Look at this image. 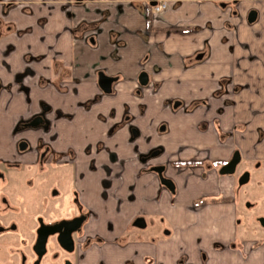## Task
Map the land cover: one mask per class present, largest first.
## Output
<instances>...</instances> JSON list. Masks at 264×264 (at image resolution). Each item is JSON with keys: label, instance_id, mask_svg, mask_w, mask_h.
Segmentation results:
<instances>
[{"label": "crops", "instance_id": "1", "mask_svg": "<svg viewBox=\"0 0 264 264\" xmlns=\"http://www.w3.org/2000/svg\"><path fill=\"white\" fill-rule=\"evenodd\" d=\"M9 1L0 0V161L17 156L10 132L41 104L68 114L69 108L94 100L97 113L77 112L68 122L52 119L50 131L60 138L58 148L70 138L74 146L78 137L91 140L85 136L87 124L103 119L104 147L96 152L89 143L88 155L80 150L72 167L80 200L101 212L88 233L101 236L109 247L103 262L264 264V243L250 248L253 240H238L230 203L223 204L228 210L220 218L215 208L202 209L201 227L194 222L188 232H171L165 220L171 201L177 199L179 206L170 223L188 222L181 206L191 195L179 166L169 165L174 155L178 161L185 158L182 151L167 142L169 159L153 158L148 152L154 144L129 143L126 127L115 123L117 115L136 113L138 126L142 115L154 119L171 108L174 112L163 120L176 124L174 140L193 138L202 143L203 156L206 149L210 158H224L229 147L220 146L218 138L235 130L233 141L242 156L264 162V0H238L233 13L217 0H169L161 12L142 0ZM249 12L255 14L252 21ZM98 70L115 78L109 93L98 87ZM141 72L147 76L144 84L138 81ZM74 121L80 124L72 130ZM155 148L159 154L161 148ZM141 154L148 155L149 166H164L163 175L176 186L174 196L138 159ZM104 184L105 200L100 196ZM135 216L143 217L144 227L131 228ZM156 224L168 228L161 237L151 230L158 231ZM116 237L124 243L136 240L114 254L109 242Z\"/></svg>", "mask_w": 264, "mask_h": 264}, {"label": "flooded vegetation", "instance_id": "2", "mask_svg": "<svg viewBox=\"0 0 264 264\" xmlns=\"http://www.w3.org/2000/svg\"><path fill=\"white\" fill-rule=\"evenodd\" d=\"M142 1L151 4L152 11L154 12H156L154 8L158 5V3H164L166 7L169 2V0ZM237 1L238 0H217V3L221 9H226L229 13H233L235 12ZM14 2L15 1L11 0L7 3L12 4ZM163 9H161V11ZM249 13L248 20L252 21L255 14L254 12ZM98 73L104 74L102 70H98L97 74ZM231 92H237V90ZM215 93L220 95L227 92L217 90ZM45 107V105L41 104L37 112H34L16 123L14 132L30 130L29 134L20 138L16 144L17 155L25 154V158L22 157V160L15 163L0 161V164L7 168L8 171L12 169L17 171L24 169L29 172L28 176L25 177V183L29 188H31L33 184L31 174L39 177L38 184L35 185L34 189H31L37 193L35 196L36 199L26 200L27 207H25L26 210L22 212L24 220H32V225L28 228V230H30V234L25 241L27 248L25 251L19 248L15 249V244L8 242L5 246L9 255L8 264H10L13 260V257L11 258V256H14V254H17V264H45L44 261L46 258L49 264H107L103 262L101 255L109 247L106 246V243L103 241L101 236L88 233L91 230L90 225L92 223V219H96L101 212L92 210L89 205H86L80 200V192L75 186L76 173L75 170H73V165L79 160L78 155L74 154L72 149H70V159L61 162L64 147L58 148L60 138L55 132L53 133L50 131L51 122L43 115V110H47ZM30 122H35L36 124L28 125ZM39 128L40 132L37 131ZM234 132L235 130H231L226 133L221 132V135L218 138V143L220 146L229 147V153L224 158H211L209 162L205 163L206 170L207 172L215 175V181H217V183L224 178L222 184L223 187H226L225 181L229 180V191H226L228 195H225L221 201L232 204L234 226L235 229L239 231L236 236L243 237L240 241H244V239L253 241L257 240V244H263L264 226L261 225L260 218H264V213H251V211L258 210L257 202H253L251 204L247 203L244 205L245 213H243V218L246 222L248 221L251 224L248 226L249 228H244L243 236L240 235V229L238 228V226H240V219H238L239 212H237L239 199L238 190L242 185L247 184L251 177L258 174L257 171L261 170L262 162L257 158H244L242 156L238 146L233 141ZM102 147V143L98 142V146L95 148L96 152L99 151L100 148L102 149ZM90 150V145H85L82 149L83 155L87 156ZM157 151L158 149L156 148L149 154L155 156L158 154ZM64 153H66V150ZM234 154L237 156V160L233 166H230L228 163L233 159ZM139 158H143L142 162L146 168L148 167L150 169L151 167H161L160 174L163 178L168 179L171 182L172 189L162 184L158 173L154 171L158 177V181L164 188H166L171 196H174L176 193V186L171 179L163 175L164 166L161 164L149 166L147 163L148 155H139L138 159ZM241 161L244 163H250L253 166V172L251 173L250 170L244 169L235 174L236 167ZM91 162L92 160L88 162L90 170L93 169ZM182 162H184V160L176 161V163ZM60 165L68 166L70 182H72L71 186H68V192H65V201H55V198H58L61 194L59 193L56 184L50 185V187H48V185L45 186L43 177L44 172H46L50 167ZM83 176V172L78 174V177L80 178ZM206 177L207 176L204 177V180ZM6 182L7 180L4 171L0 170V188L5 185ZM218 186L221 188V185ZM105 190H107V184L102 186V191L100 192V196L104 200L106 197ZM20 202L22 203V201ZM202 204L204 203L202 202ZM16 205L17 204L0 194V233L7 231L14 232L17 230V224L6 217V213L8 211L18 209ZM250 213L251 216L249 215ZM137 218H142V227L145 225L143 217L135 216L130 222L131 228L133 229L137 227L142 228L141 226L135 224ZM135 240V237L133 239L128 238L127 242L130 243ZM123 241V238L116 237L109 242L112 248L111 250L114 251V254L117 253V250L126 247L127 242L124 243ZM96 258L98 260H96Z\"/></svg>", "mask_w": 264, "mask_h": 264}, {"label": "rangeland", "instance_id": "3", "mask_svg": "<svg viewBox=\"0 0 264 264\" xmlns=\"http://www.w3.org/2000/svg\"><path fill=\"white\" fill-rule=\"evenodd\" d=\"M95 101L93 100L91 102L90 106H85V104H79L78 106L75 105L74 107L69 108L71 111L68 116V114H65L67 109L65 110H58L55 107H49L47 110H43V115L46 119H48L50 122H52V119H62L64 121H69L73 118L74 115H79L77 112H80L81 114H86L87 112H95L98 110V107L95 106ZM46 108V107H45ZM79 108V109H78ZM0 112H4V108L0 107ZM174 110L169 108L168 112H162V110L158 111L157 116H155L154 119L152 117H143L141 116V121L139 122L137 126V122H135V116L137 115L132 114L131 117H128V114L126 115H117L118 120L115 121V123H119L121 126H125L128 130L127 133V139L128 142L131 144H134L138 142L139 144H154L152 148H150V153L152 150L156 149V146H159L161 148V151L159 154L152 156L153 158H160L161 156H164V159H169L170 152H167V148L165 147V144L167 142L170 143V145H173L175 149L178 148L177 151H182L183 156L185 157L184 162L182 163H176L178 161L177 157L175 158L172 156L171 160L169 161V165L171 166H179V168L182 171V176L184 177V185L185 189H187L189 192L190 197L187 199V203L184 204V206H181V209L185 211L187 214V223L182 224L180 226L174 225V222H171V218H175L176 216L173 214H176L177 207L179 206L177 199L170 202L169 205H172L173 209L165 211L167 212L168 217L165 218V220L168 223L169 229L171 232H174V230H177V232L182 229L183 231H187L186 227L193 226L192 224L195 222L197 227L202 226L201 219L197 216L200 212L203 210H211L212 208H215L219 213L217 216L225 214V212L228 210L227 205H223L225 202H222L223 197L225 195H228L226 191H229V180H226V187H223V180L217 183L215 175L207 172L206 170V162H209L210 153L205 149V155H202V143L196 141L193 138H179L174 140L175 135L177 134L176 130V124H173V121H171V125L168 123V121L163 119H168L169 114L173 113ZM71 119H70V118ZM124 117V118H123ZM97 120L95 122H92L91 124H87V126L84 127L85 136H87L88 139L86 140L84 138H77L75 141V145H71V138L68 140V143L66 145L62 144L64 147L63 154L61 158V162L70 159V153L69 150L72 149L74 154H77L80 150L83 149L84 145L92 144L93 148H97L98 142L105 144L106 143V137L108 135L107 129L104 130V126L101 128L100 123L103 122V119L96 117ZM78 121H74L73 123H69V127L73 130L75 127L78 128L79 126ZM15 125V124H14ZM129 125L130 128H129ZM116 126V125H115ZM14 128V126H13ZM196 128L199 130V125H196ZM82 130V126L80 127ZM137 129V133L135 135L133 134V130ZM162 129V130H161ZM38 132H40V128L37 129ZM43 132V131H42ZM53 132V130L51 131ZM56 132V130H55ZM90 132H94L95 135H93ZM12 134V137H14V146H16L17 142L20 138L25 136L22 132H13V129L10 132ZM81 139V140H78ZM63 143V142H62ZM102 144V145H103ZM147 144V145H148ZM169 145V147H170ZM62 147V148H63ZM104 147V146H103ZM102 147V148H103ZM66 150V153L64 151ZM100 150H102L100 148ZM143 155V154H141ZM25 154L17 155L14 157L10 163L19 162V160H22V157L25 158ZM203 157V158H202ZM143 159V158H142ZM157 160V159H156ZM9 161V160H8ZM143 161V160H142ZM9 163V162H7ZM253 166L250 163H244L240 162L238 166L236 167L235 174L241 172L244 169H248L252 171ZM68 169V171H67ZM0 170L4 171L7 182L5 185H3L0 188V194L8 198L10 201L17 204L18 207L17 210H11L6 213V217H8L10 220L14 221L18 228L16 231H7L0 233V264H8V253L5 249V246L10 243H14L15 249L19 248L21 250H26L27 244L26 240L30 234V226L32 225V220H24V216L22 212L27 207L26 200H35L37 193H35L34 189L35 185L38 184L39 177L31 174L33 178V184L32 187L29 188L25 183V177L28 176L29 172L26 170H7L2 164H0ZM258 174H255L254 177H251L249 182L247 184H244L240 187L238 190V206H237V212L238 219H240V226L238 228L240 229V235L243 236L244 228H249L250 222H246L243 218V213H245L244 205L245 204H251L253 202H257V209L255 211H251V213L255 214L258 212L264 213V162H262V168L260 171H257ZM70 173L68 166H55L50 167L46 172H44L43 177L45 181V186L48 185H54L56 184L57 189L59 190V193L61 196H58V198H55V201H65V192H68L69 187L71 186L72 182H70ZM206 179L204 180V177ZM168 178V177H167ZM170 179V178H169ZM52 183V184H51ZM217 183V185H216ZM221 185V188L218 186ZM118 198H113L112 204L117 202ZM231 200V198H230ZM22 201V203L20 202ZM202 202L204 204H202ZM118 205V202L116 203V206ZM34 209V208H33ZM232 210V207L230 206V211ZM251 213L249 214L251 216ZM170 218V219H169ZM220 218V217H219ZM164 220V221H165ZM148 224L150 223L149 220ZM174 221V220H173ZM252 222V221H251ZM165 223V224H167ZM200 223V225H199ZM150 225V224H149ZM148 225V226H149ZM155 228H158V231L151 229L155 234H157L159 237H161L162 233L164 231H168V228H160L161 225L157 226L155 225ZM188 232V231H187ZM243 237L238 236V240ZM259 245L257 244V240L252 241L250 248H257ZM249 248V249H250ZM114 252V251H113ZM13 260L10 264H17V254L12 255ZM47 259V258H46ZM45 259V264H49V262ZM180 260V258H178Z\"/></svg>", "mask_w": 264, "mask_h": 264}, {"label": "water", "instance_id": "4", "mask_svg": "<svg viewBox=\"0 0 264 264\" xmlns=\"http://www.w3.org/2000/svg\"><path fill=\"white\" fill-rule=\"evenodd\" d=\"M114 80H115V78L112 77V76H108V75H105V74H102V73H98L97 74V84H98V87L104 93H109L111 91V83ZM146 80H147L146 74L144 72H141L139 74V76H138L139 83L144 84L146 82ZM35 124H36L35 122L28 123V125H35ZM236 160H237V156H235V154H234L233 159L228 164L230 166H233L235 164ZM150 169L153 170V171H156L158 173L160 182L162 184H164L168 188L172 189L171 182L168 179H165V178H163L161 176V174H160L161 167H151ZM244 181H245V179H244ZM260 222H261V225L264 226V218H260ZM135 224L142 227L143 226V220H142V218H137L136 221H135Z\"/></svg>", "mask_w": 264, "mask_h": 264}, {"label": "built area", "instance_id": "5", "mask_svg": "<svg viewBox=\"0 0 264 264\" xmlns=\"http://www.w3.org/2000/svg\"><path fill=\"white\" fill-rule=\"evenodd\" d=\"M164 7H165V4L160 2V3H158L157 6H155L154 10H155L156 12H159V11H161V9H163Z\"/></svg>", "mask_w": 264, "mask_h": 264}]
</instances>
